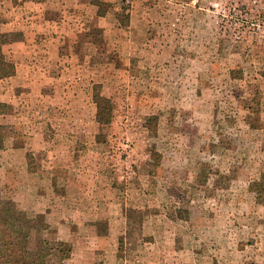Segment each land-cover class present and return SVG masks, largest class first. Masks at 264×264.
<instances>
[{
    "label": "rangeland",
    "instance_id": "rangeland-1",
    "mask_svg": "<svg viewBox=\"0 0 264 264\" xmlns=\"http://www.w3.org/2000/svg\"><path fill=\"white\" fill-rule=\"evenodd\" d=\"M96 1L66 105L0 115L17 243L50 264H264V0Z\"/></svg>",
    "mask_w": 264,
    "mask_h": 264
},
{
    "label": "crops",
    "instance_id": "crops-1",
    "mask_svg": "<svg viewBox=\"0 0 264 264\" xmlns=\"http://www.w3.org/2000/svg\"><path fill=\"white\" fill-rule=\"evenodd\" d=\"M81 1L0 0V50L17 70L0 80V103L14 112L49 100L66 105L65 92L74 83L67 77L77 74L79 42L90 36L93 23L87 12L79 17ZM37 140L28 146L40 148Z\"/></svg>",
    "mask_w": 264,
    "mask_h": 264
},
{
    "label": "trees",
    "instance_id": "trees-1",
    "mask_svg": "<svg viewBox=\"0 0 264 264\" xmlns=\"http://www.w3.org/2000/svg\"><path fill=\"white\" fill-rule=\"evenodd\" d=\"M12 1L14 4L19 3V0ZM92 4L98 7L97 16L105 17L108 14L107 9L101 2L93 0ZM16 71L15 65L0 50V80L14 76ZM93 101L97 108V123L100 125L110 124L113 115V103L101 94L98 85L93 88ZM6 109L7 106L0 103V115L5 114ZM25 228L26 223L19 221L14 212L3 207L0 202V230L2 231L0 236V264H50L43 258L34 262L29 261L27 247L17 243V238L24 232ZM52 264L64 263L60 261Z\"/></svg>",
    "mask_w": 264,
    "mask_h": 264
}]
</instances>
